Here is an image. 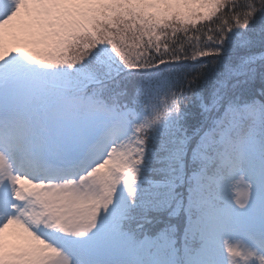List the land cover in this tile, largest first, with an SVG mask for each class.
<instances>
[{
    "label": "snow or ice",
    "instance_id": "snow-or-ice-1",
    "mask_svg": "<svg viewBox=\"0 0 264 264\" xmlns=\"http://www.w3.org/2000/svg\"><path fill=\"white\" fill-rule=\"evenodd\" d=\"M0 264H264V0H0Z\"/></svg>",
    "mask_w": 264,
    "mask_h": 264
}]
</instances>
